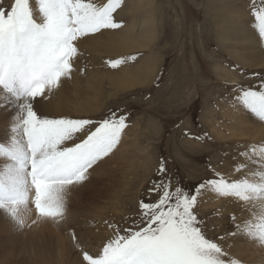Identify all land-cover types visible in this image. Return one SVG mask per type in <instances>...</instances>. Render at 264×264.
<instances>
[{
    "label": "rangeland",
    "instance_id": "374dc122",
    "mask_svg": "<svg viewBox=\"0 0 264 264\" xmlns=\"http://www.w3.org/2000/svg\"><path fill=\"white\" fill-rule=\"evenodd\" d=\"M129 1L123 0L115 14L122 28L134 16L129 15L130 8L124 13ZM215 1L142 0V7L150 10L139 14V24L144 19L145 30L154 31L152 42L143 35L127 51L105 52L102 43L120 28L105 30L79 44L81 55L75 64L89 65L98 79L105 76L98 87L102 105L98 111L82 115L72 113L70 105L68 114L59 117L100 120L110 113L126 114L128 127L117 149L89 170L86 181L68 190L65 219L42 218L33 223L37 213L30 205L32 210L24 214L26 223L20 228L0 210V264H79L81 253L72 232L94 252L112 234L106 221L128 227L126 218L138 214L139 201L146 198L150 182L159 178L156 173L161 161L166 162L167 175L189 190L213 175L209 165L232 179L242 177L243 173L233 171L234 165L245 162L239 153L264 146V122L231 105V86L254 85L258 78L250 74L264 75V68L244 65L238 55L241 49L228 40L238 33H230L231 28L226 29L227 34L220 33L214 25L222 26L226 23L222 19L231 15L230 19H243L250 26L254 23L248 11L251 0L236 5L235 0H220L223 6L214 9ZM11 3L4 0L5 6ZM140 45L146 48H138ZM261 50L264 55V44ZM130 56L137 59L126 60L115 69L106 63ZM148 62L155 71L144 85L126 91L110 85L112 76L126 69L137 71ZM92 87L95 84L90 79ZM36 107L44 115L53 112H45L42 104ZM53 109L52 117H58ZM10 118L6 112L0 113V141L10 135ZM243 132L247 137L241 138ZM198 212L207 217L209 228L215 227V234L230 229L233 213L247 216L231 198L209 191L202 194ZM226 243L242 264H264V247L257 243L242 237L229 238Z\"/></svg>",
    "mask_w": 264,
    "mask_h": 264
},
{
    "label": "snow or ice",
    "instance_id": "6c2138e0",
    "mask_svg": "<svg viewBox=\"0 0 264 264\" xmlns=\"http://www.w3.org/2000/svg\"><path fill=\"white\" fill-rule=\"evenodd\" d=\"M123 0H0V108L10 112V135L0 141V210L20 228L34 205L40 219L66 218V193L86 181L89 170L117 149L128 127L126 114L100 120L52 117L36 105L73 78L79 44L123 27L115 18ZM250 26L264 44V0H251ZM136 56L109 60L113 69ZM238 67V66H234ZM83 72V69L80 70ZM254 85L231 86V105L264 122V75ZM187 134V133H186ZM200 139V137H194ZM241 178L215 172L186 189L161 161L139 212L128 227L105 222L112 234L96 251L72 232L79 264H242L227 239L242 237L264 247V146L239 153ZM251 165V167L249 166ZM205 191L231 198L247 216L233 213L231 227L215 234L198 212ZM213 232L214 235H209Z\"/></svg>",
    "mask_w": 264,
    "mask_h": 264
},
{
    "label": "bare ground",
    "instance_id": "6f19581e",
    "mask_svg": "<svg viewBox=\"0 0 264 264\" xmlns=\"http://www.w3.org/2000/svg\"><path fill=\"white\" fill-rule=\"evenodd\" d=\"M142 0H130L128 2V6L125 7L124 13H128L129 15H134L130 19V25L127 29L119 34L111 35L108 39L103 42L104 51L107 53H114L120 50L127 51L128 48L134 45L135 39L140 36H147L148 40L151 42L154 40V31L149 30L146 31L145 21L144 19L140 22L139 14L144 11V14L150 10L149 6L142 7ZM232 2V1H231ZM235 5L240 2V0L233 1ZM210 3V1H209ZM223 2L220 0L215 1V8L223 6ZM232 4V3H231ZM234 8V6H233ZM138 15V16H137ZM142 17V16H141ZM231 15L227 16L226 18L222 19L224 23L222 26L218 24H214L218 27V31L220 33H229L226 29L231 28L230 33H238L235 37H228V40L233 42L238 48L241 49L239 52V57L243 59V64L250 67V68H264V55L262 54V43L259 41L258 34L251 28V26H246L245 21L243 19L233 20L230 19ZM229 19V20H228ZM237 29H236V27ZM216 29V28H215ZM238 37V38H237ZM83 48V47H82ZM81 48V49H82ZM138 48H146L144 45L138 46ZM83 50V49H82ZM85 52H87L85 50ZM149 60V58H147ZM151 59V58H150ZM147 61V60H146ZM154 61V59H153ZM143 66V65H142ZM77 69L76 72L73 74V78L68 80L64 83L63 87L59 90H56L50 97L47 102L45 100L41 101L38 104L44 105V110L46 111H53L56 110L57 116L68 114V110H71L70 107L73 106L72 113H76L79 115L82 114H90V111L95 112L98 111L102 105L101 102V93L98 87L100 86V79H103V76H100L98 79V75L90 71V66L86 64H82L81 67L75 64ZM154 67V68H153ZM83 69V72L80 70ZM155 71V66L150 62L147 63L142 68H138L137 71H131L129 69L124 70L118 76H112L110 78V85L115 87L117 90H129L136 88L138 86L144 85L147 81L151 79ZM97 75V76H96ZM90 79H92L93 84L95 87L90 89ZM90 92L94 93V96L90 95ZM8 113L12 115L10 112L5 111L4 109L0 108V113ZM49 114L52 116L53 114ZM71 113V114H72ZM54 114V115H55ZM56 116V115H55ZM54 116V117H55ZM250 132V131H248ZM249 135V134H248ZM247 137L246 132L242 133L241 138ZM250 137V136H249Z\"/></svg>",
    "mask_w": 264,
    "mask_h": 264
},
{
    "label": "crops",
    "instance_id": "0c3cea01",
    "mask_svg": "<svg viewBox=\"0 0 264 264\" xmlns=\"http://www.w3.org/2000/svg\"><path fill=\"white\" fill-rule=\"evenodd\" d=\"M129 25H130V23L128 24L127 27H129ZM127 27H124V28H122L121 30H118V31H117L118 33H116V34H119V33L123 32V31H125V30L127 29Z\"/></svg>",
    "mask_w": 264,
    "mask_h": 264
}]
</instances>
